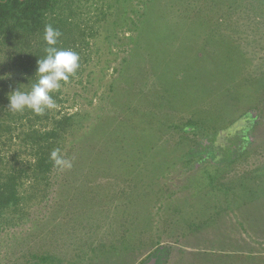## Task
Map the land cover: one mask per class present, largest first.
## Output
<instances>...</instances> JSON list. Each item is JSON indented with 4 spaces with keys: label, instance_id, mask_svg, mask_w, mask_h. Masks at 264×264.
I'll return each mask as SVG.
<instances>
[{
    "label": "rangeland",
    "instance_id": "374dc122",
    "mask_svg": "<svg viewBox=\"0 0 264 264\" xmlns=\"http://www.w3.org/2000/svg\"><path fill=\"white\" fill-rule=\"evenodd\" d=\"M79 3L73 167L0 229V264H264V0Z\"/></svg>",
    "mask_w": 264,
    "mask_h": 264
},
{
    "label": "trees",
    "instance_id": "16d2710c",
    "mask_svg": "<svg viewBox=\"0 0 264 264\" xmlns=\"http://www.w3.org/2000/svg\"><path fill=\"white\" fill-rule=\"evenodd\" d=\"M79 2L0 0V229L3 226H19L21 222L13 217L27 215L28 208L35 201L43 202L49 195L47 190H52V175L57 171L49 159L50 153L60 149L61 155L66 158L67 147L73 143L70 137L75 130L83 127L80 112L67 113L62 109H53L43 116L27 110L13 113L8 111L7 100V94L18 85L24 90L23 85L34 82L37 60L45 55L43 33L48 24L62 33L57 47L71 49L80 56V67L68 83L83 73L90 57L86 48L85 28H94L93 25L97 23L89 18L82 20L80 25V22H74L78 20L75 17L84 19L85 7H80ZM83 24L86 26L82 28ZM91 31L92 38L95 31ZM58 95L60 90L53 93V99L60 104ZM201 145L204 150L202 154L214 160L216 156L207 154L208 147L219 149L214 142L207 141ZM235 145L233 142L231 147L235 148ZM13 146H17V149L11 153ZM9 152L11 154L8 155ZM154 257L160 261L165 256L158 249L149 258ZM44 258L40 261H45ZM150 259H147V263Z\"/></svg>",
    "mask_w": 264,
    "mask_h": 264
},
{
    "label": "clouds",
    "instance_id": "9594fccd",
    "mask_svg": "<svg viewBox=\"0 0 264 264\" xmlns=\"http://www.w3.org/2000/svg\"><path fill=\"white\" fill-rule=\"evenodd\" d=\"M62 33L48 24L44 28L43 49L45 55L37 60L34 82L31 85H20L7 94L8 111L23 113L31 111L34 115L43 116L46 111L57 109L53 93L60 90L62 84H67L80 67V56L71 49L57 47ZM33 79V78H32ZM53 167L59 171L70 170L73 162L61 155L60 149L50 153Z\"/></svg>",
    "mask_w": 264,
    "mask_h": 264
},
{
    "label": "flooded vegetation",
    "instance_id": "af4514ba",
    "mask_svg": "<svg viewBox=\"0 0 264 264\" xmlns=\"http://www.w3.org/2000/svg\"><path fill=\"white\" fill-rule=\"evenodd\" d=\"M235 133H236V131H235ZM235 133L233 135L234 136V141L233 142L237 143V146H238V142L240 141V138L238 136H236ZM219 153H221L219 150H214V149L209 148V147L207 149V154L208 155H211V156L213 155V156H217L218 157ZM157 259H158V257L157 258L156 257L151 258L150 261L148 262V264H156V263H158Z\"/></svg>",
    "mask_w": 264,
    "mask_h": 264
}]
</instances>
